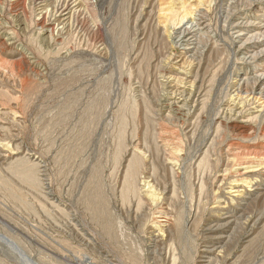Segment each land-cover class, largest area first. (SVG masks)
<instances>
[{
  "label": "rangeland",
  "instance_id": "374dc122",
  "mask_svg": "<svg viewBox=\"0 0 264 264\" xmlns=\"http://www.w3.org/2000/svg\"><path fill=\"white\" fill-rule=\"evenodd\" d=\"M263 2L0 0V264H199L214 207L264 162L256 62L230 36ZM197 21L186 56L178 32ZM239 216L211 264H264V200Z\"/></svg>",
  "mask_w": 264,
  "mask_h": 264
},
{
  "label": "bare ground",
  "instance_id": "6f19581e",
  "mask_svg": "<svg viewBox=\"0 0 264 264\" xmlns=\"http://www.w3.org/2000/svg\"><path fill=\"white\" fill-rule=\"evenodd\" d=\"M48 1L50 0H40L42 4ZM56 1H60V0H56ZM67 4H62L60 5L58 9H56L57 13L59 12V17L63 18V19H60L61 23L64 22L68 18L67 16H70L69 14H71V9H69L70 7H68ZM262 5H264V2ZM241 16L242 15L240 16L237 15V17L233 21H231L230 36L232 38V41L235 44H238L237 51L239 52L240 59L243 61H247V62L248 61L256 62L254 63L255 65L252 67V69H249V71L253 72L254 74L253 77L256 79V83H257L256 85H259V88H258L259 96L264 97V11L260 10L254 15H251V16L248 15L249 17L243 18ZM203 28H204L203 23L201 21H197L195 22L194 25H191L190 27L187 26L179 30L177 40H178L179 46H181L183 50L184 55L186 56L188 55L192 57L195 54L197 45H198L197 33ZM241 80L242 82H244L245 80H248V79L243 78ZM103 102L104 101L101 99V100L95 101L94 104L91 103L92 107L90 106L88 108L87 113L89 112L92 113L94 109L97 110L99 106L102 105ZM173 104H175V107H176V101L173 102ZM176 109H178V107H176ZM240 112H238L236 115L238 116ZM233 119H235V117ZM249 121H251L249 120V118L248 119L246 118L245 120H241L239 122L241 123L240 126L243 129L247 128L249 126L248 124L250 123ZM0 129L2 128L0 127ZM4 157L5 156L0 153V159H4ZM166 164L171 165L172 163L168 161L166 162ZM137 166H138V161L135 160L134 162L130 164L128 172H127L128 179L131 182V183L128 182L130 190L131 189L134 190L133 182L135 179V170H137L136 169ZM262 167H264V162H262V164L253 165L251 167H244L242 171H240L241 172L240 174L242 176H246L247 178L243 180L241 179L236 180V182L233 185L234 188H231V186H229L230 190L233 189L230 193L231 195H233L232 197H233V201L235 205L233 204V206H229V207L226 205H220V204L216 206L214 205L215 207L213 209V212H211L213 214V216L211 215L212 220L206 229V234H207L206 245L203 246L202 251H199V252H202V256H200L201 260L199 264H211V262L215 260L216 257L220 256V254L222 253L223 246H225V244L228 242L230 235L232 234V231L234 230V227L237 225V221L239 219L238 217H240L239 215L245 213L248 206H250L251 204L255 202H262L264 200V180L257 179V177L259 178V177L264 176V170ZM12 171L15 174H17L19 178H21L22 180L30 183L31 185L35 184L36 181L34 178V171L32 170L31 167H25L21 165L15 166L12 168ZM240 174H237V175H240ZM249 178L253 180L252 183H250V185L244 184L246 182V179L248 180ZM91 190L93 191V193L90 197H88V202H90L92 210H94V213H95L94 216L96 217V219L102 222V224L104 225L106 229H109L110 224H109L108 217L110 216H108V214L103 215L100 204H98L100 203L101 197H100V193L97 188V185L94 184ZM161 227L163 230L161 231V234L160 232L157 234L155 233L156 241L157 240L160 241L162 239L161 235L163 236V233H171V224L167 218L165 219L164 222H162Z\"/></svg>",
  "mask_w": 264,
  "mask_h": 264
}]
</instances>
